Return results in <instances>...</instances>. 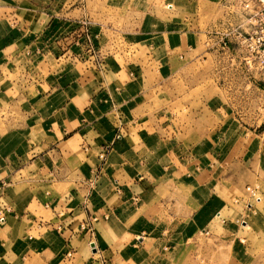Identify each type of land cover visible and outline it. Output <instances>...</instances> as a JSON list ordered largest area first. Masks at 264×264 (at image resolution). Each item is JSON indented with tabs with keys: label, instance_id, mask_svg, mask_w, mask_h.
Instances as JSON below:
<instances>
[{
	"label": "rangeland",
	"instance_id": "1",
	"mask_svg": "<svg viewBox=\"0 0 264 264\" xmlns=\"http://www.w3.org/2000/svg\"><path fill=\"white\" fill-rule=\"evenodd\" d=\"M224 15V0H0V20L14 26L8 31L13 42L0 39L1 134L34 124L22 118L38 111L32 102L42 97L39 110L45 117L44 137H36L39 143L51 145L66 131L64 140L72 137L59 149L55 145L61 140L28 160H18L13 174L19 175L14 182L8 177L12 170L2 165V160L6 165L11 161V155L0 138V182L4 188L16 185L8 191L18 197L14 205L23 208L28 197L29 210L34 213L35 197L30 194L35 196L37 189L47 185H24L27 174L19 171L37 161L45 179L55 183L53 197L77 192L85 200L81 201L84 215L78 216L75 207L66 209L78 217L73 228L76 233L86 217L81 230L85 236L78 233L67 249L63 245L58 248L57 243H42L36 233L29 248L22 241L23 223L13 229L0 224V264H264V198L258 194L259 201L249 196L253 207L242 219L246 225L239 235L235 223L231 230L224 229L212 216L213 208L204 217L202 210L197 213L194 206L200 197L194 182L183 186L188 216L172 223L162 220L155 224L161 217L153 216L160 213L158 205L155 209L147 205L142 214L130 203L116 212L104 211L107 172L115 180L136 181L138 177L167 176L180 164L196 163L182 172L208 185L219 158L234 164L232 171L241 183L238 191L224 199L230 205L227 218L235 220L243 212L242 204L234 206L233 200L243 196L246 184H259L264 194V74L247 71L237 54L232 58L215 51L217 41L209 34L220 27ZM53 19H57L54 25ZM61 19L70 22L68 29L59 28ZM0 29V35L6 33L4 24ZM173 32L184 35L173 39ZM42 33L49 39L46 46L50 52L45 50V55L36 53V39ZM68 42L77 44L74 52H69L73 62L63 61L69 56L62 57L65 51L59 54L61 60L59 52H51L53 43L62 50ZM186 43L192 55L184 62L172 56L171 62L177 70L182 65L189 67L173 74L161 73L172 77L155 88L131 85L127 73H121L119 84L114 85V76L108 74L107 95L124 98V105L116 112L104 104L106 56L114 55L120 64L124 59L142 58L146 65L148 59L138 52H182ZM155 129L160 137L151 136ZM107 130L114 140L104 145V140L110 139ZM118 135L120 142L115 145ZM175 144L181 147L177 149ZM52 149L55 152L49 153ZM182 159L184 163L179 162ZM106 162L112 165L110 170H104ZM197 163L200 170L196 172ZM207 189L200 193L205 201ZM166 195L168 192L161 197ZM174 208L178 218L185 212L177 205ZM161 209L167 215L171 208ZM35 216L48 220L44 213ZM152 228L158 236L162 228L175 229L177 234L166 251H162L165 243L160 245L153 235L146 238L144 234L148 239L144 244L136 239L137 233ZM244 238L246 242L241 243ZM64 251L71 254L66 259Z\"/></svg>",
	"mask_w": 264,
	"mask_h": 264
},
{
	"label": "crops",
	"instance_id": "2",
	"mask_svg": "<svg viewBox=\"0 0 264 264\" xmlns=\"http://www.w3.org/2000/svg\"><path fill=\"white\" fill-rule=\"evenodd\" d=\"M55 22H57V19H53L51 24L54 25ZM69 23H70L69 21H65L61 19L58 22L59 28H61L62 26L63 28L68 29L70 25ZM2 24H4V30L6 31L7 34L4 33L3 35H0V39H4L2 41H5V42L7 41L13 42L12 41L13 37L8 32L9 30L13 29L14 27L13 23H5L4 20H0V26H2ZM44 35L45 33H42L40 36L39 35L37 36V39H36L37 41L36 45L38 46L36 48L37 54H39V52H43V54L45 55V50L46 52H50L49 50L50 48L46 46V42L49 39H46V36ZM170 35L173 39L174 38L179 39V38H182L184 34L173 32ZM187 44L188 43H186V45ZM55 45L56 43H53L51 52H59L57 53L58 60H61L59 57L60 52H64V51L67 52L62 55V57H65L67 56V54H69V52H74L73 50L75 46H77V44H74V43L72 44L71 42H68L67 43L68 47L60 50L57 48V46L55 47ZM180 51L182 52H174V51H171V52H138L140 54H143L142 56L148 59V61H146L147 62L146 65H144L145 63L142 64L143 62L142 58L136 61H131V62L124 59L123 63L124 62H128V63L120 64V62L115 61L114 55H112V57L106 56L104 58V94H105L104 104L107 103L105 105L109 106L108 107L109 110L113 109V110H116V112L119 111V108L122 105H124V98H121V97L115 98L113 96H110L112 97V99H108L110 97L107 95L109 93V90L107 88L109 87L107 78L109 77L110 74L114 76L113 78L114 85L119 84L121 80V73H125V74L127 73V75L128 74L130 75V78L128 77L127 79H129V82H131V85H134V86L138 85L144 89L155 88L157 85L159 84L161 85V83L168 82L169 79L172 77V75H169L168 77L167 76L164 77L161 73L167 72V73L173 74L175 72H179V70L181 69L184 70L185 68L189 67L188 65H182L181 69L177 70L178 68L172 64L171 58L173 57L175 60H181L182 62H184L185 60H187L189 56L192 55L191 49H189L188 45L186 46L185 49H180ZM26 52H30V51H26ZM202 53L203 52H201L197 56L199 55L201 56ZM63 61L73 62L70 54L69 56H67V59ZM140 74H142V76H140ZM148 74L152 76V79L150 78ZM243 84L245 83H242V85ZM120 93H123V92H120ZM43 100L44 99L40 97V99H38L37 101L32 102V104L36 103L35 107L38 111L36 113H33L32 111L30 115L29 114L27 115L28 116L27 118H22L23 120H26L29 122L35 121L34 124L32 125L28 124V126L24 127L21 130L11 129V130L5 131L2 134L0 131V138L2 139L3 137L2 143L5 146V151L6 153H9V155H11V161L7 162L8 164L6 165L2 160V165H4V167H6L8 170L9 169L12 170V171H9L10 175H8V177L10 178L12 182L16 181L15 179L19 175V173L13 174V172H15L13 168L15 167V165H19L18 160H22L23 158L24 159L26 158L28 160V158L31 157L32 154L45 151L48 148H51V146L57 143V141L61 140L62 142L55 145V149H59L61 147V144L66 143L72 138V137L67 138V141L64 140L65 136L68 133V131H66V132H62L61 135L58 136V139L53 141L51 145L49 143L47 145L39 143L40 141L36 137H44L43 120H45V117L42 115V113H40L41 111L39 110L40 108L42 110V107H43L42 104L44 103ZM108 100L109 102H107ZM29 116L31 119L29 118ZM105 134H108L109 135L108 137L110 139L106 141L104 140V145L107 143H110L108 141L113 142L114 135L111 134V131L107 130ZM165 134H167V132H165ZM151 136L156 138V136L160 137L161 135L158 136V132L155 129ZM116 138L118 139L115 145H119V142H120L119 135ZM42 140L43 139L41 138V141ZM47 142H51V141H47ZM105 147L108 148V146H105ZM174 147L178 149L181 147V145L175 144ZM1 149L2 147H0V151ZM55 149H52L51 151H49V153L55 152ZM0 153L2 154L3 152H0ZM36 162L33 161L32 165L29 164L25 166L19 172L27 174L26 179H25L26 181L23 182L24 185L25 184H27L28 186L29 184L47 185L42 190L37 189V192H35V196H33L34 194L33 195L30 194L31 195L30 197L31 198L35 197L34 202H35L36 208L34 210L35 211L34 213L35 214L44 213V215L48 216V220H44L45 218L44 216H39V217L35 216V214L29 210L30 200H28V197L24 196L25 197L24 201L26 199L24 207L17 209L15 206L16 204L14 205V201L18 199V197L10 196V194L8 193V191L10 190V186H13V185L9 184L7 188H4L6 187V185L3 184V182H0V218H2L1 214L5 216V218H3V220L0 221L1 222L0 224L7 226V227H12L13 229L15 226H22V223H23V234L25 236L23 237L22 241H24L27 246L34 244L35 240L32 234L36 233L38 234L37 239L41 240L42 243H45V242H50V243L52 242L53 244L57 243L58 248H61V245H63V248L67 249V246L72 244L74 239H76V237L79 236L77 235L78 233L80 235L82 234V236H85V233H83L81 230L83 228L82 226H84V221L86 222V217H84L80 221V229L78 233H76V230H74L73 228H74V225L76 224V219L78 217L75 216L74 212L71 213L70 209L69 210H66V209H68V207H71V208L75 207V209H77L78 211V216L81 214L84 215L85 212L82 210L81 201L82 200L85 201V200L82 199V197L78 196L77 192H74V193L69 192L68 194L62 195L58 198L53 197L54 195V185L53 184L55 183L54 182L51 183L50 181H47L45 179V177L42 175L44 172L40 171L41 169L38 168L39 166L38 164H36ZM179 162L184 163V160L182 159ZM188 162L191 163L192 161H188ZM195 164L196 163L186 164V166L180 164L179 168H177L176 170L171 169L172 170L171 174L167 176L160 177L156 175V176H150V177H144V178L143 177L137 178L136 176L137 178L136 181L132 180V178H127V180H125L124 177L122 178L123 181L115 180L114 178L108 177L109 173L107 172L106 173L107 177H104L105 179L104 180V211L109 210L107 214L111 212H116L122 207L124 208L127 203H130L131 205L136 206L140 214H142L145 211V209L149 207V206L148 207L146 206L150 204H152V206L154 205L153 207L154 209L155 207H157V205L160 206L161 208L163 207L166 210L170 207L171 209H169L167 215H165L164 212H162V209L160 208V213L158 214L157 213L158 210H155L157 214L153 216H157V215L161 216L159 218V221L156 220L155 224L157 222L158 223L162 222V220L166 223H172L173 221H178L179 219L186 218L188 216V211H186V207L183 206L185 202L184 201L185 198H183L182 196L183 191H184L183 186L186 188V186H188V183L194 182L197 185L195 188V193L198 194L200 197V201L197 203V205L194 206L195 208L198 209L197 213H199L202 210L203 217H204L206 213H210L213 210L212 216H215L214 218L217 220L219 219L220 224L224 227V229H230V227H233L231 226V224L233 225L235 223L237 227L236 232L239 235L240 233H242V230L240 228H244V225H246V222L242 219H245L247 217L245 216L246 213H248V211H250L253 207L251 204H249L250 198H249V195H247V193L245 192V189L246 187L256 188L257 194L260 197L264 198V194H263L261 186L259 184L258 185L246 184L244 188L243 196L240 197L239 199L233 200L235 204H233L232 202L234 206H239V204H242L243 212L240 213L239 216L235 218V220H231L225 216V213H228L230 211V209L228 208V206L230 205H227L224 202V199L228 196V194H231L234 191H238L241 187L240 181L237 180L236 175L232 171L234 170V167H235L234 164H226L223 162L222 158H219L217 163H215L212 166V169H213L212 173H213L214 178L212 180V183L208 185L205 183L196 182V177L194 176L192 177L190 176L188 172H186V171H189V169H191V167H193V165ZM245 166L247 167V165ZM184 167L186 168V171L182 172V168ZM32 168H35L38 171L30 173L29 170ZM111 168H112V165L109 164V162L104 163V170H110ZM194 170L196 172L197 170L198 171L200 170L198 163ZM196 174L197 173H195V175ZM1 184H3V186H1ZM15 186L16 185H14L13 187ZM205 187L206 188L208 187L209 189V198H207L209 200L206 199V201L204 197L200 196L201 192H205ZM115 191L116 193H113ZM167 192H168V195H166L165 198H162L161 195L163 193L167 194ZM37 195L38 197H36ZM259 200L260 199H257V201ZM176 205L179 206V209L185 210V212H180L179 214L180 218H178L175 212H173V210L175 209L174 207ZM158 230L160 229L158 228ZM162 230L163 231H161V233L159 231V236H158L157 232H155V229L153 228L152 230L148 229L145 232L143 231L142 233H137L139 235L137 236L136 239L142 241L140 242V244H144V240H148L146 238H150L151 235H153L154 237H156V241L160 245H163V243H165V247H163V250H162L164 252L167 250L168 245L170 248L169 242L171 243V239H173V237L177 233L175 232V229L162 228ZM180 231H184V230L181 229ZM166 232H168V235H166ZM203 232H205V230H203ZM144 234L147 236L145 239L143 236ZM240 242L245 243L246 239L244 238V240H241ZM89 246L92 249H95L94 247H96L93 243H91ZM162 251L161 250L159 251V255L162 253ZM69 252L66 253L64 251L63 252L64 255H62V257H64L65 259L66 257H69L71 255Z\"/></svg>",
	"mask_w": 264,
	"mask_h": 264
},
{
	"label": "built area",
	"instance_id": "3",
	"mask_svg": "<svg viewBox=\"0 0 264 264\" xmlns=\"http://www.w3.org/2000/svg\"><path fill=\"white\" fill-rule=\"evenodd\" d=\"M224 9L223 23L209 34L217 41L215 51L232 58L237 54L247 71L264 74V0H224ZM245 191L258 199L256 188Z\"/></svg>",
	"mask_w": 264,
	"mask_h": 264
}]
</instances>
